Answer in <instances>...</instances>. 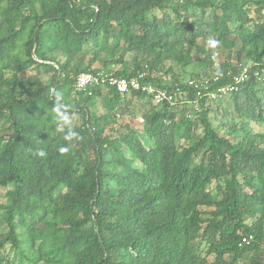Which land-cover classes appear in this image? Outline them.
<instances>
[{
    "label": "trees",
    "instance_id": "16d2710c",
    "mask_svg": "<svg viewBox=\"0 0 264 264\" xmlns=\"http://www.w3.org/2000/svg\"><path fill=\"white\" fill-rule=\"evenodd\" d=\"M262 72L264 0H0V264H261Z\"/></svg>",
    "mask_w": 264,
    "mask_h": 264
},
{
    "label": "built area",
    "instance_id": "2783aa9c",
    "mask_svg": "<svg viewBox=\"0 0 264 264\" xmlns=\"http://www.w3.org/2000/svg\"><path fill=\"white\" fill-rule=\"evenodd\" d=\"M254 75L258 76L259 73L255 72ZM262 75H264L263 72H262ZM142 76L143 75H141L139 78H141ZM247 78H248V69L247 67H244L241 73L234 79V82L238 84L240 82L245 81ZM105 80L108 81L109 85L115 87L116 91L120 95H124L128 93L129 91L146 93L147 95L151 96L152 101L155 104L161 103L162 101L170 102L172 100V96L167 94L165 91L154 89L150 85H143L136 78H133L130 80L117 79V78H112V77H106L102 73H98L96 75H93L90 73L80 74L76 78V86L78 89H83L90 84L98 83L99 81L104 82ZM233 90H234V86H231L229 88H225V87L219 88L217 89L216 93L211 94V98L230 94ZM251 238L252 237L249 236L248 239H243L242 243L248 244ZM262 255L263 256H262L261 264H264V250H263Z\"/></svg>",
    "mask_w": 264,
    "mask_h": 264
},
{
    "label": "clouds",
    "instance_id": "9594fccd",
    "mask_svg": "<svg viewBox=\"0 0 264 264\" xmlns=\"http://www.w3.org/2000/svg\"><path fill=\"white\" fill-rule=\"evenodd\" d=\"M213 45H215V40L212 41ZM69 105L62 102V97L57 94L55 104L53 105V113L55 114V119L58 123V126L62 125H69L70 119L68 115ZM65 144H62L58 147V151L61 154L67 153L69 151V147L66 146L68 144H71L73 141H78L80 139L79 132L72 129L71 127L68 128L66 133L62 137ZM35 154L39 157H46L47 153L42 149H37Z\"/></svg>",
    "mask_w": 264,
    "mask_h": 264
},
{
    "label": "rangeland",
    "instance_id": "374dc122",
    "mask_svg": "<svg viewBox=\"0 0 264 264\" xmlns=\"http://www.w3.org/2000/svg\"><path fill=\"white\" fill-rule=\"evenodd\" d=\"M144 102H145V100L143 101H141L140 103V106H139V110H135V112H137V118H138V120H139V122H142L141 121V118H140V113L144 110V109H146L147 108V106L144 104ZM146 107V108H145ZM140 118V119H139Z\"/></svg>",
    "mask_w": 264,
    "mask_h": 264
}]
</instances>
